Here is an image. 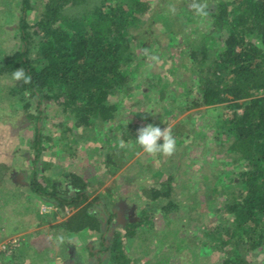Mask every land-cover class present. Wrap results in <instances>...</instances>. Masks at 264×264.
Here are the masks:
<instances>
[{"label":"rangeland","instance_id":"rangeland-1","mask_svg":"<svg viewBox=\"0 0 264 264\" xmlns=\"http://www.w3.org/2000/svg\"><path fill=\"white\" fill-rule=\"evenodd\" d=\"M202 2L213 13L227 0ZM189 3L137 0L139 23L123 31L129 46L125 84L110 98L118 108L115 118L90 130L78 127L53 100L43 102L39 120L32 119L38 116L37 102L14 92L12 75L0 76V264H12L15 255L14 264H113L110 251L96 259L89 255L103 235L113 245L120 240L127 257L118 264H229L234 243L217 251L210 239L232 236L234 214L221 193L248 168L246 163L231 166L219 154L233 136L234 110L228 102L207 106L202 101L190 53L211 31L210 16L198 18ZM164 5L182 12L184 24L174 26L178 37L159 34L163 27L153 15ZM18 11L16 0H0V50L6 54L19 48ZM229 23L230 17L221 27ZM248 39L260 44L256 35ZM145 49L161 62L149 68ZM149 124L171 129L177 142L171 157L150 156L136 144L138 130ZM37 128L42 131L39 158L33 148ZM34 170L39 183L59 199H75L77 190L69 182L79 179L88 200L75 206L43 199L31 190ZM156 189L161 196L155 199ZM215 209L228 213L226 231ZM93 220L103 223L101 230ZM243 264H264V250L244 253Z\"/></svg>","mask_w":264,"mask_h":264},{"label":"trees","instance_id":"trees-1","mask_svg":"<svg viewBox=\"0 0 264 264\" xmlns=\"http://www.w3.org/2000/svg\"><path fill=\"white\" fill-rule=\"evenodd\" d=\"M131 2L116 0L112 5L109 0H16L19 11L14 34L19 48L10 54L0 50V76L12 75L20 67L31 76L29 84L17 82L14 92L37 102L38 116H31L32 119H40V108L46 100L57 101L74 117L78 127L88 130L115 118L118 108L110 103V98L113 90L125 84L129 51L123 31L133 22L139 23L137 0ZM37 6L40 12L36 11ZM219 8V12L208 11L211 31L205 32L190 58L197 68L196 84L203 103L213 106L228 102L227 108L234 110L230 123L233 136L219 154H225L231 166L246 163L248 170L240 175L239 182L221 193L228 212L234 214L232 236L216 240L214 234L210 241L217 251L221 244L233 242L227 262L243 264L244 253L264 250V0H227ZM164 9L153 15V20L163 27L161 36H175L174 26L178 21L184 24L180 19L182 12L172 14L165 5ZM229 17L230 23L223 29L222 21ZM251 35L258 36L260 44L250 41ZM243 100L246 103L240 104ZM37 133L33 148L39 158L42 131L37 128ZM36 175L34 170L31 190L47 201L54 199L58 204L77 206L89 198L86 185L77 178L69 182L71 190H77V197L67 200L50 193ZM152 196L156 199L161 195L156 189ZM215 212L220 215L219 227L226 231L224 224L231 220L228 213L222 214L218 209ZM93 222L96 230H101L103 223ZM119 242L107 243L103 235L97 248H89V255L96 259L110 251L113 264H118V260L127 257ZM22 252L19 251L24 256ZM17 260L15 255L12 264Z\"/></svg>","mask_w":264,"mask_h":264},{"label":"clouds","instance_id":"clouds-1","mask_svg":"<svg viewBox=\"0 0 264 264\" xmlns=\"http://www.w3.org/2000/svg\"><path fill=\"white\" fill-rule=\"evenodd\" d=\"M189 8L198 17L206 18L209 15L207 10L208 4L206 2H202V0H190ZM169 11L172 14H175L176 8L174 6H170ZM144 54L151 62L149 64V68L158 65L161 62L159 56L150 54L148 49L144 50ZM12 78L17 82H23L24 84L31 83V76L25 72L23 67L13 71ZM136 144L150 156L162 154L163 156L171 157L176 151L177 142L170 128L165 127L162 130L158 126L149 124L138 130Z\"/></svg>","mask_w":264,"mask_h":264}]
</instances>
